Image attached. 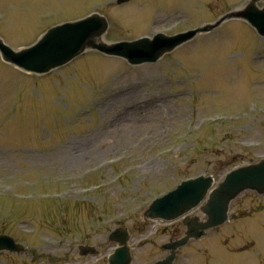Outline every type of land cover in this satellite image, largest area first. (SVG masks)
Returning <instances> with one entry per match:
<instances>
[{
    "label": "rangeland",
    "instance_id": "rangeland-1",
    "mask_svg": "<svg viewBox=\"0 0 264 264\" xmlns=\"http://www.w3.org/2000/svg\"><path fill=\"white\" fill-rule=\"evenodd\" d=\"M246 1L0 0V37L25 46L51 24L92 11L108 17L109 42L172 35ZM252 106L264 109V38L239 20L135 67L92 51L36 78L0 58V234L29 249L3 252L0 264H106L116 227L130 231L132 264L163 257L161 245L182 227L143 221L142 210L181 179L205 174L217 184L264 157V112L248 114ZM214 114L230 124L203 129ZM62 180L101 190L78 197L68 184L67 199L57 198L67 190ZM79 244L99 253L78 257ZM173 264H264V194H241L229 220L189 242Z\"/></svg>",
    "mask_w": 264,
    "mask_h": 264
},
{
    "label": "water",
    "instance_id": "water-1",
    "mask_svg": "<svg viewBox=\"0 0 264 264\" xmlns=\"http://www.w3.org/2000/svg\"><path fill=\"white\" fill-rule=\"evenodd\" d=\"M123 1L125 0H119V2ZM258 1L264 3V0H248L243 11L229 13L215 24L204 26L201 30L207 31L219 25L224 19L242 18L250 23L260 35L264 36V5L262 8H258L256 6ZM107 28V20L103 16L93 13L83 19L66 22L48 29L34 44L19 51L9 48L0 38V55L4 61L12 63L22 70L39 74L62 66L90 49L108 55L120 56L125 58L128 63L138 65L155 62L163 54L171 52L200 30L174 36L158 34L152 38L106 44L102 41V36ZM193 183H184L174 193L157 200L144 213V216L173 219L198 204L210 187L211 179L200 178ZM244 190L264 192V159L257 164L236 169L226 175L219 187L210 194L206 205L201 208V211L208 217L207 221L197 224L195 223L196 218L193 221L185 219L183 221V224L187 226L185 237L165 244L163 247L171 249V253L167 258L155 264H171L178 247L187 243L190 238H198L203 235L204 229L224 222L227 217L228 204ZM127 238L124 230H115L110 235L109 239L117 241L121 247L110 256L109 264H129L130 256L125 246ZM3 249L17 251L18 246L10 237L2 235L0 236V250Z\"/></svg>",
    "mask_w": 264,
    "mask_h": 264
}]
</instances>
